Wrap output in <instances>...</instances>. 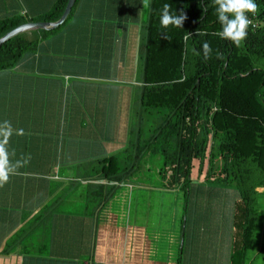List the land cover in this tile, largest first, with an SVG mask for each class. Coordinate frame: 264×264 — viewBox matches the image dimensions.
Wrapping results in <instances>:
<instances>
[{
	"label": "crops",
	"instance_id": "obj_1",
	"mask_svg": "<svg viewBox=\"0 0 264 264\" xmlns=\"http://www.w3.org/2000/svg\"><path fill=\"white\" fill-rule=\"evenodd\" d=\"M55 1L0 0V18H40ZM144 10L145 0H76L59 27L32 31L34 51L0 69V124L24 130L10 137L9 160H27L0 185V200L13 203L0 208V264L231 263L239 192L198 178L186 189L169 185L160 172L163 155L161 163L151 158L158 142L139 164L158 169L161 180L118 183L104 201L114 183L101 178L99 160L141 137L135 112L143 85ZM153 193L175 200L183 193L185 218L172 212V223L164 225L169 214L151 212ZM126 213L123 225L119 218Z\"/></svg>",
	"mask_w": 264,
	"mask_h": 264
},
{
	"label": "trees",
	"instance_id": "obj_2",
	"mask_svg": "<svg viewBox=\"0 0 264 264\" xmlns=\"http://www.w3.org/2000/svg\"><path fill=\"white\" fill-rule=\"evenodd\" d=\"M68 1L56 0L40 18H0V37L31 20L59 19ZM253 2L257 11L246 15L258 25H249L248 35L236 46L216 35L221 25L214 0H151L147 39L140 50L143 85L135 112V130L141 137L129 145L123 158L119 154L99 160L101 178L114 183L104 201L139 169L145 152L156 142L165 159L160 172L169 185L179 183L186 189L198 178L236 187L230 264H246L260 219L257 195L264 189V64H260L264 63V0ZM165 4L170 14L186 17L181 27L161 25ZM32 31L0 45V69L15 66L36 49L38 38ZM205 41L212 49L207 59L202 51ZM152 112L162 117L150 137L143 139L142 124ZM12 204L0 200L1 209H12Z\"/></svg>",
	"mask_w": 264,
	"mask_h": 264
},
{
	"label": "clouds",
	"instance_id": "obj_3",
	"mask_svg": "<svg viewBox=\"0 0 264 264\" xmlns=\"http://www.w3.org/2000/svg\"><path fill=\"white\" fill-rule=\"evenodd\" d=\"M214 4L217 5V19L221 25V30L216 35L222 39L231 40L236 46H239L248 35L247 29L252 23L246 13H255L257 4L253 0H214ZM145 6H147V0H145ZM185 19L184 15L170 14L168 4L163 6L160 18L163 27L167 28L169 25L181 27ZM197 34L202 35V33ZM202 51L207 59L212 51L207 41L203 43ZM14 132L16 135H24L23 129H13L9 121L0 124V185L6 183L10 174H14L18 168L27 163V160H17L15 163L9 160L7 145Z\"/></svg>",
	"mask_w": 264,
	"mask_h": 264
},
{
	"label": "rangeland",
	"instance_id": "obj_4",
	"mask_svg": "<svg viewBox=\"0 0 264 264\" xmlns=\"http://www.w3.org/2000/svg\"><path fill=\"white\" fill-rule=\"evenodd\" d=\"M149 9V11H148ZM145 14V20H148L149 13H150V8L145 6L144 10ZM39 29L33 30L34 32L38 31ZM260 64H264L262 61H260ZM162 117V113L159 112H152L151 114L146 115V119L144 120V125H143V130H144V137H148L151 135V130L154 128L159 123L160 118ZM137 124V118L135 117V125ZM128 151H124L120 154V157L123 158L126 156ZM153 154V153H152ZM154 162H156L158 159H160L159 163H161V160L163 158L161 157V153H155L151 157ZM218 162V161H217ZM216 162V164H217ZM127 164V163H126ZM125 163H121V166L126 165ZM129 164V163H128ZM158 165V164H157ZM218 165V164H217ZM150 166H155L153 164H150ZM148 169L144 165V161L141 162L139 169H137L132 175H130L125 181L131 182V181H139L142 182L146 178H150L151 180L154 181H159L162 178L161 174L159 173L158 169L156 170L155 168H152L151 170H145ZM231 186V185H230ZM234 187V186H232ZM236 189V187H234ZM237 190V189H236ZM238 191V190H237ZM192 197H190V200ZM151 212H158L159 210H164V213L169 214V218L164 221V225H170L172 223V217H170V214L172 212H176V218L177 220L180 219V216L183 214L185 218V203H186V196L184 194L180 193L179 199L175 200L172 195L170 194H163L162 197L158 196L157 194L153 193L151 196ZM162 203L163 205L158 207V203ZM257 202L258 206L260 208V219L259 223L257 226V229L255 230L254 233V240H253V245L249 250L247 251L246 254V264H264V252L262 251V247L264 245V189L259 190V193L257 195ZM174 205V208H173ZM189 214V213H187ZM126 214H123L119 218L120 223H123V225H126ZM178 225V223H177ZM227 227V221L226 219H223L222 225H221V235H225L224 229ZM218 236V231L216 229L215 231V238Z\"/></svg>",
	"mask_w": 264,
	"mask_h": 264
},
{
	"label": "water",
	"instance_id": "obj_5",
	"mask_svg": "<svg viewBox=\"0 0 264 264\" xmlns=\"http://www.w3.org/2000/svg\"><path fill=\"white\" fill-rule=\"evenodd\" d=\"M75 2H76V0H69L63 14L61 15V17L59 19H57L55 21H48V20L34 21V20H31V21H28V22H25V23H22V24L16 26L15 28L8 31L5 35L0 37V45L2 43L6 42L7 40L11 39L12 37L16 36L17 34L25 32V31L35 30V29L50 30V29H54L56 27H59L69 16Z\"/></svg>",
	"mask_w": 264,
	"mask_h": 264
},
{
	"label": "built area",
	"instance_id": "obj_6",
	"mask_svg": "<svg viewBox=\"0 0 264 264\" xmlns=\"http://www.w3.org/2000/svg\"><path fill=\"white\" fill-rule=\"evenodd\" d=\"M249 19L252 21V23L250 24L251 26L255 27L258 25V22L254 18H249Z\"/></svg>",
	"mask_w": 264,
	"mask_h": 264
}]
</instances>
